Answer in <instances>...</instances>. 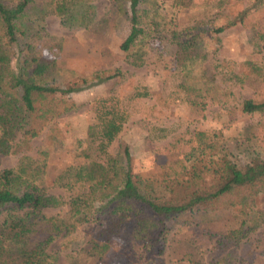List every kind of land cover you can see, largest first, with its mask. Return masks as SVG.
I'll return each mask as SVG.
<instances>
[{
  "label": "rangeland",
  "instance_id": "1",
  "mask_svg": "<svg viewBox=\"0 0 264 264\" xmlns=\"http://www.w3.org/2000/svg\"><path fill=\"white\" fill-rule=\"evenodd\" d=\"M37 1L48 10L43 30L32 41L34 54L54 60L53 83L68 87L80 85L82 79H91L96 72L110 74L119 70L120 74L97 83L93 80L95 84L90 81L80 90L63 94L61 98L68 100L72 108L48 121L38 135L26 142L18 136L11 152L0 156V170L15 168L23 155L42 161V153H46L39 186L47 194L65 200L82 191L72 171H64L86 163L87 130L93 122V107L102 98H109V104L124 114L122 129L108 153L119 157L128 147L134 174L157 182L168 177L176 179L183 166L191 165L196 152L193 149L201 140L212 145L205 149L207 158L212 153L224 154L240 167L252 158H264V113L239 110L246 98L264 100V47L254 43L256 32L264 30V0H190L186 6H173L172 0H154L152 4L159 6L164 17L162 23L152 38L132 53L120 49L130 21L127 6L123 9L118 0H80L95 10L86 25L62 24L53 12L57 0ZM191 27L200 31L198 54L194 64L182 72L187 74L184 79L191 77L187 81L202 93L218 96L219 88L225 84L218 74L210 77L214 67L224 62L226 69L244 80L226 85L229 92L224 91L220 100L202 96L193 104L185 99V89L180 85L183 75L176 70L179 45L173 33ZM220 27L223 31L216 32ZM244 61L256 63L261 73L250 71ZM144 90L148 96H134ZM66 208H46L41 214L60 219ZM263 208L264 194H258L245 216L248 221L244 228L251 229L243 230L234 241L227 264H264V221L256 220ZM24 212L15 210L13 215ZM6 216L0 215V264H15L20 261L18 243L10 240L13 230L5 225ZM241 218L235 209L221 208L203 214L198 225L176 224L167 232L161 254L151 253L143 242L124 238L113 239L108 250L98 254L91 249V241L101 224L81 223L47 245L44 264H106L117 255L123 264H211L228 250L224 245L228 238L224 236L239 226ZM41 227L38 232L27 233L30 247L35 240L46 237L44 223Z\"/></svg>",
  "mask_w": 264,
  "mask_h": 264
},
{
  "label": "trees",
  "instance_id": "2",
  "mask_svg": "<svg viewBox=\"0 0 264 264\" xmlns=\"http://www.w3.org/2000/svg\"><path fill=\"white\" fill-rule=\"evenodd\" d=\"M118 1L123 9L127 6L125 12L129 13L130 21L129 32L120 43V49L132 53L135 47L140 48L148 38H152L164 17L160 15L159 6L152 4L154 0ZM189 1L172 0V5L186 6ZM85 4L80 0H57L53 12L64 25H86V21L95 15V10L93 5L89 4L86 8ZM47 10L37 0H0V156L11 152L18 136L20 141L26 142L38 135L48 121L71 109L72 104L61 98L63 94L80 90L90 81L97 83L120 74L119 70L110 74L96 72L91 79H82L80 85L68 87L53 83L56 73L54 60L35 55L32 43L43 30ZM215 31L221 32L223 27ZM173 36L178 42L180 54L176 70L183 75L180 85L190 103L197 104V98L202 96L212 101L216 98L220 100L224 91L229 92L226 85L243 83L239 74L226 69L222 62L214 67V74L210 77L221 76L220 82L225 85L219 88L220 95L213 97L208 95V91L202 93L187 81L191 77L184 79L187 74L182 73L194 64L197 57L199 28L191 27L181 33L174 31ZM254 43L264 47V30L256 32ZM244 64L254 73L262 71L252 61H244ZM148 95L147 90L134 94L135 97ZM239 110L246 114L264 113V100L246 98L241 101ZM93 112V122L87 130L86 163L64 171H72L74 181L83 187L68 200L47 194L38 184L46 165V153H42V161L23 155L15 168L0 170V215L6 213L4 223L13 230L10 240L18 243L16 250L20 261L15 264L47 263V245L55 237L65 236L76 225L86 222L101 224L91 241V249L98 254L106 252L115 238L143 242L151 253L161 254L170 227L179 223L198 225L205 213L233 208L242 217L239 226L224 236V239L228 238L224 243L228 250L211 263L227 264L234 241L243 230L251 229L244 228L248 221L245 217L249 214L247 208L256 195L264 194V158H252L243 167L224 154L217 156L212 153L207 158L205 149L212 145L201 140L193 149L196 152L189 167L183 166L176 179L168 177L157 182L132 172L128 147L119 157L108 153V147L122 129L124 114L109 104V98L100 99ZM63 206L67 208L60 219L41 214L43 209ZM15 210L25 212L17 216L13 215ZM258 215L255 219L264 221V208ZM8 219L11 221L8 222ZM42 223L47 235L38 242L35 240L30 247L26 235L30 231L38 232ZM106 264L123 263L121 256L117 255Z\"/></svg>",
  "mask_w": 264,
  "mask_h": 264
}]
</instances>
